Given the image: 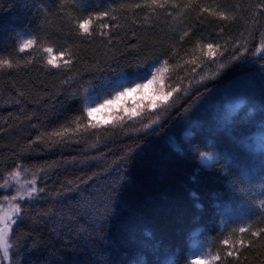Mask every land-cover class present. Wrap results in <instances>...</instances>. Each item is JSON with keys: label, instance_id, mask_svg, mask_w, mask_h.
<instances>
[{"label": "trees", "instance_id": "trees-1", "mask_svg": "<svg viewBox=\"0 0 264 264\" xmlns=\"http://www.w3.org/2000/svg\"><path fill=\"white\" fill-rule=\"evenodd\" d=\"M142 2L75 0L73 7L67 0L65 7V0H0V60L14 63L0 68V184L19 169L24 180L35 173L37 186L45 188L40 198L21 202L10 237L19 264H189L195 233L209 238L215 254L233 229L264 228V209L258 207L264 200V153L245 144L247 136L264 130V85L244 83L264 65L252 55L264 41V0H197L201 8L227 11L233 17L228 21L202 16L196 7L186 13L169 8L172 16L135 9ZM103 11L117 17L103 30L110 42L99 36L81 42L67 16ZM184 31L190 35L181 41ZM23 32L39 38L36 50L19 52ZM208 42L223 55L192 73L184 60ZM43 44L76 53L67 84L66 74L45 67ZM245 49L248 55L233 62ZM169 56L173 71L165 87L181 91L168 101L176 103L168 112L145 109L152 117L159 114L153 129L145 132L143 123L133 121L113 128L118 114L65 142L49 139L53 131L75 127L85 90L120 75L136 77ZM239 99L245 104L230 113L225 104ZM201 153L215 154L217 161L203 166ZM89 177L81 191L99 196L107 188L112 199L107 209L81 215L68 188ZM4 195L0 190V202ZM243 238L241 259L224 264H264V241L249 247V235Z\"/></svg>", "mask_w": 264, "mask_h": 264}, {"label": "snow or ice", "instance_id": "snow-or-ice-1", "mask_svg": "<svg viewBox=\"0 0 264 264\" xmlns=\"http://www.w3.org/2000/svg\"><path fill=\"white\" fill-rule=\"evenodd\" d=\"M67 6V0H65V7ZM72 6L75 7V0H73ZM134 7L135 9L150 8L153 12L162 10L169 16L173 15L172 12L168 11L169 8L181 9L183 7L186 13L188 9L196 7L199 8L202 16L206 13L219 20L228 21L229 19H233L227 11H222L219 8L216 10H213L210 6L201 8L197 0H187L186 5L183 3V0H143L142 3H136ZM67 19L73 32L81 42L91 43L97 36L110 42V34L105 33L103 30L110 28L111 25L109 21H114L117 17L109 11H103L89 12L86 15L75 16L69 14ZM189 35L187 31H184L180 40H184L189 37ZM38 43L39 38L26 39L20 44L19 52L34 51ZM43 52L46 54L45 67L47 70L52 74H66L67 79H65L64 83L67 84L68 80L73 78L71 74L75 70V62L72 57L75 56L76 53L71 48L56 49L53 46H44ZM197 52L199 54H197ZM172 55L174 56L176 54L172 53ZM217 55L222 56L223 52L215 43L208 42L199 44L197 48L193 49L191 58H186L184 60V64L191 66V72L195 73L197 69L202 67L205 63H214ZM247 55L246 49L241 55L234 54L233 62L241 61L242 56ZM252 55H259L260 58L264 60V41L260 43L258 50L254 51ZM171 58L172 56H169L167 59L153 61L143 72H138L136 74V79L133 82H127V78L123 75L113 80L103 81L101 85H105V87L98 88L96 96L89 95L87 90H85L82 96L84 103L81 114L73 120L75 127L69 128L65 126L59 130L53 131L50 133L49 139L52 140L53 143H62L68 140L70 136H75L77 133H87L89 129H100L110 123L102 120L101 117L104 112L115 108H122L124 105L128 104L129 101L135 100L137 96H143L146 99L158 97L159 102L151 109L160 108L168 112L176 106L174 100L171 103H168V101L173 97L174 93L181 91L179 87L171 86H169V90H165V81L169 77V73L173 71V68L170 67ZM3 67L11 69L14 67V63L11 60H0V68ZM174 67L179 68L181 65L177 63ZM221 67H224V65L221 64ZM201 79L203 80V77H201ZM244 83L249 87H255L257 84L260 87L264 85V65H261L255 72L249 73L248 79ZM128 107L132 109V113L130 115H124L122 113L119 118L111 124L113 128L121 127L129 121H133L136 123H143V130L148 132L149 129H153V126L160 122L159 114H157L156 117H152L145 111L146 108L150 107H143L139 110H136L135 106L131 104H128ZM226 131H231V129H226ZM262 133H264V130H262ZM74 142L79 141L77 140ZM201 159L203 162L207 163L212 161L213 157L206 153H201ZM20 176L21 170L17 169L10 174L4 183L0 184V189H13L12 193L4 195L3 198L7 202V211H3L2 214H0V253H2L5 260L9 261V264L11 262L10 249L13 247V244L10 243L11 233L13 231V226L18 223V219L23 212L22 204L17 201L38 199L45 191L43 186H37L38 177L35 173L23 183L18 179ZM91 179L92 178L89 177L88 180H81L76 183L75 187L68 188V192L75 194L77 198L76 206L80 210L81 215H90L93 212H99L100 208L107 209L112 199V193L108 191L107 188L99 196L81 191V186L89 184ZM67 183L68 185H72L73 181L70 180ZM13 184L16 185L15 188H13ZM113 191H115V189H113ZM258 207L264 209V200L261 201ZM42 215H47V213H42ZM236 232H238L240 236L233 239L232 237ZM245 233L249 235V247L264 241V228L253 231L251 230V226H242L238 229H233L228 237L222 241L224 245L223 250L217 251L215 254H197L193 252L189 264H224L227 258L239 261L243 256V253L239 249L244 248L243 234ZM237 246H239V248Z\"/></svg>", "mask_w": 264, "mask_h": 264}, {"label": "rangeland", "instance_id": "rangeland-1", "mask_svg": "<svg viewBox=\"0 0 264 264\" xmlns=\"http://www.w3.org/2000/svg\"><path fill=\"white\" fill-rule=\"evenodd\" d=\"M32 38L28 33L23 32L21 34V43H23L24 40ZM44 46H48L46 44L42 45V48ZM56 49H60L57 46H53ZM121 76V75H120ZM127 78V82H133L136 77L135 76H126L123 75ZM105 87V85H100L97 88L91 87L87 90V93L89 95L92 96H96L97 95V89L98 88H103ZM165 90L167 91L166 87ZM85 93V92H84ZM84 95V94H83ZM159 102V98H155V99H146L143 96H137V98L133 101H129L128 104L134 105L136 110H139L143 107H150L149 109L153 108L155 106V104ZM128 104L124 105L122 108H115L112 109L110 111H106L104 112L103 116L101 117L103 121L105 122H113L118 114H124V115H130L132 113V109L128 107ZM245 104V101L243 99H239L236 101H230L228 103L225 104V107L228 109V111L230 113H236L243 105ZM137 105H139V107H137ZM239 106V107H237ZM190 131H186L184 133L185 136H189L190 135ZM170 142L174 144V138L170 139ZM245 144L254 152L257 153H264V133H258V134H254V135H249L245 138ZM213 157L212 161L210 162H203L200 156V163L203 166H210L211 164H213L214 162L217 161V156L215 154H207ZM22 183L26 182L27 180H24L21 176L18 178ZM16 185L13 184V188H15ZM3 193H5V195L12 193L13 189H0ZM18 203L24 202V201H17ZM3 211H7V202L4 200V198L2 199V201L0 202V214H2ZM223 221H226V219H223ZM195 238L192 241V247H191V253H190V259L192 258V254L193 252L199 254V253H210L209 250V238L207 237H200L198 233H195ZM10 256H11V262L10 264H19L20 261V257L21 254L19 253H12L11 249H10ZM0 264H9L8 260H5L2 256V253H0Z\"/></svg>", "mask_w": 264, "mask_h": 264}, {"label": "clouds", "instance_id": "clouds-1", "mask_svg": "<svg viewBox=\"0 0 264 264\" xmlns=\"http://www.w3.org/2000/svg\"><path fill=\"white\" fill-rule=\"evenodd\" d=\"M153 99H155V98H153ZM137 107H139V105H137Z\"/></svg>", "mask_w": 264, "mask_h": 264}]
</instances>
